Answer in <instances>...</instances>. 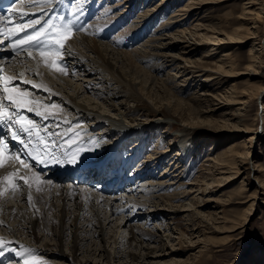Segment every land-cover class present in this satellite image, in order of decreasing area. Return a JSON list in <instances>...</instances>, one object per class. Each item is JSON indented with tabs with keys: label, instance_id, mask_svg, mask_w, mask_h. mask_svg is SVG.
Segmentation results:
<instances>
[{
	"label": "bare ground",
	"instance_id": "1",
	"mask_svg": "<svg viewBox=\"0 0 264 264\" xmlns=\"http://www.w3.org/2000/svg\"><path fill=\"white\" fill-rule=\"evenodd\" d=\"M206 1L207 0L188 1V3L184 8L178 9L172 14L170 19L166 21V26L164 28H168V27L172 28L173 26H176L178 27L177 30L178 33L176 32L177 35L174 34L175 37L179 36L185 38L186 35L188 34L190 37L197 36L198 38H202V40H205V43L211 44L212 48H209V50H207V53L204 56L211 57L213 53L216 52V51L213 52L212 51L213 49L219 50L220 48L221 49L224 48L223 46L228 47V49H225L224 53L221 54L218 62L217 63L215 62L216 65L214 66L211 65L200 66L197 64V62L192 61L190 57L198 50L199 43L197 41L190 42L186 39L183 40V38L181 40H174L179 44L173 42L164 43L165 41L162 42L164 38L160 37L162 36L160 35L158 38L155 37V39H153L154 38L153 37L152 40L147 41L144 44L143 42H141L142 46L140 45L141 46L140 48L138 49L136 48L135 50H130V51L119 50V48L117 49L114 46L110 48L111 45L109 42L106 44H102V43L98 44L97 42H95V45L98 44V46L92 47L90 46L89 38L86 37L88 35L90 36L91 33L95 34L96 38L107 40V39H112L110 36L106 35L107 33L114 34L115 32L119 31V33L117 34H120V36L121 35L127 36L126 34L129 31L130 33H132V35H130L129 38H132V40H134L133 37L135 36L137 31H139L140 32L139 34H141V32H144L146 30L147 24L149 23L146 22L140 24V22L138 21L140 19L139 18L137 21H134L131 24L129 23L128 29L126 31L124 30L120 32L119 28H121V30L123 29L121 25V22H123L122 18L125 19L127 15H119L120 17L118 18L114 14H112L113 10H109L111 9L109 8L108 10L105 9V11H109L108 13L105 12L106 14L104 16H102L101 18L99 16L98 18L97 17L98 14H101L103 12V9L101 10V12L100 11L97 12V10L100 9L102 5L96 2V0H77V2H75V9L78 12L81 13L84 12L85 8H91L94 12V16L96 14L97 16L93 18L94 21L92 23H89L85 28L81 23H79V26L83 27V29L82 28L79 29V30L82 29L80 31V34L77 35L72 34L71 38L66 41L65 44H68L70 49L69 52L67 53L65 52V54L63 53V55L64 57H66L67 60L69 59V63L71 65L70 69L65 68V70L67 69L66 70L67 74H65L64 72H60L55 68L49 67V65L46 64L45 60L41 57V54L28 52L27 50H25L27 52L23 53L22 55L18 54L17 56H14L9 61V63L7 62V66H8L7 76L15 78L13 81H17L16 86H19L20 89L21 87H23L24 89H28L38 99L44 101V103H40V104L38 103L31 104L30 107L33 108V111H31L32 113H30V111H27L26 109L24 110L26 112V115L30 113L32 117H35V119L39 118L38 123L40 124L38 126L40 129L34 123L35 128L33 129L31 137L40 139V137H43L44 131L47 132L46 135H48L49 132L50 133L52 132L51 130L57 129L58 127L61 128L62 125H64L63 123L66 122L65 124L67 128L65 134L60 136L59 139L54 136L53 137L54 140L51 139L50 144L47 141H46L47 145L44 144L45 145L44 148L47 146L48 151L52 152L53 150H55V147H53L54 146L53 143H57V141L55 142V139L60 140L62 138H64V142L62 143V145L68 148L69 146H72V144H78V145L80 144L79 146L76 145V147H74L80 149V147L81 146L83 147L86 141L84 142V140H82L81 142L79 139H76V141L72 139L75 136H79L81 132L87 131L88 128L93 133L95 127L101 125L102 123H106L107 126L102 129L103 131L97 134L99 136L107 131H110L109 130L110 128L113 129V126L115 128H119V129L121 128L122 130H126L128 133L129 132L128 128L124 124H122L121 121H117L116 119L110 117L106 118L105 116H102V114H100L99 112H94V110L89 109L86 105L81 104L79 102V98L82 95L85 96L86 94H90L92 98L103 99L106 101L107 98L105 99V97L103 96L106 89L103 90V88L101 89L97 87L95 80H100L101 78L105 79L102 76L105 75V74L103 75V73H107V72L110 75H112L111 80H116L121 83L127 81V84L130 85L131 91L135 94L133 95L134 97L131 99L133 101L136 100L137 97L141 101L140 93L136 92L137 91L136 85L138 86L141 85V88L139 87L140 90L143 89L144 91V88H146L148 91H151L152 93H153V89L157 87L156 86L157 84H161L160 85L161 90L164 89L165 91V88L166 90H168L166 86L167 81L173 82L174 79L178 77L177 76L178 74L174 76L171 75L165 80H160L161 83H159L158 82L159 78L156 79L155 78L156 76L154 77L151 75V77H149L148 79L147 78L144 79V77L142 76L146 75L145 71L143 69L141 70L138 68L136 69L137 65H135V63H138L140 60L144 61V59L147 60L153 59L152 56H155L154 55L155 51L153 54L152 50L162 51L163 49L166 52L169 49H179L181 57L171 55L167 52L170 55L169 59H171V62H173L174 64V62H178L180 61L179 59H181V62L183 61L185 63H189L187 64L190 65L188 66V68L193 67L192 69H190L191 72L190 74H192L194 83L198 82L200 84H198V88L193 93L192 101L198 100L199 103L202 104L204 102L205 103L211 102L213 101L212 99L216 100L217 97L220 96L221 99L223 98L226 102L225 106L227 107L225 113L227 110L230 109V103H232L233 105L239 104L240 106L235 109L237 112L235 113L236 114L235 118L238 117L239 123L241 124L243 123L246 131L248 133H251L252 130L251 126H256V120L259 119L264 120V116L260 113V111H258L254 116H251L250 114L251 113L250 108L252 106L253 97L256 95L258 97L262 96V94L264 93V87L260 85L259 89L258 90L256 89L257 90L256 93H254L255 89L239 90L237 85L231 84V88L229 90L225 89V91L222 94L221 85L223 83H230V79L228 78L234 76L236 77L237 75L246 74L249 76V80H250L258 77V74L264 71V41L259 36V28L264 26V23L260 26V22L264 21V0H244V7L242 12L239 15L235 16L236 18L235 22H240L242 24L241 26H239V28H233V26L230 27L222 26L217 23L216 25L214 24L207 25L200 23L199 21H196V23L194 22L193 28L191 29L190 32H188V30L181 29L180 28V26L182 25L181 22L185 21L186 19H189L190 16L191 17L194 16V14L196 15L197 9L202 7L203 4L208 3ZM225 1H229V0H223V2ZM35 2L44 4L46 0H35ZM212 3H220V1L212 2ZM167 6L168 5L166 3V0H164L154 9L152 8V10H150L149 13L151 11L154 12V10L161 11ZM25 7L26 6L22 5V7L18 6L17 9H14L10 13L11 15H14V17H10L9 21H14L17 14H22L24 11H27ZM33 8L35 7L34 6L29 7V9H33ZM144 13H146L145 15L143 14L144 16L148 15V12L145 11ZM230 15L233 16V13H230ZM231 18H234V16ZM97 19L99 20L96 21ZM16 29L17 27H15V30ZM178 34H183V35L180 36ZM78 35H80V37L76 38ZM179 37L176 38L179 39ZM122 39H124V37ZM150 43L153 44L155 43V44L154 45L152 44L153 46L151 47L150 45L148 46V50L150 49V51L147 50L145 51L144 47H147V45ZM245 44H250L249 64L245 67L244 71H236L237 69L236 67L238 66V63L235 60L236 58L234 57L235 56L234 50L236 49L235 48L236 46L238 48V46ZM131 45H129V47ZM216 45L218 46L216 48H213V46ZM163 46L164 48H162ZM150 52L153 55L150 54ZM29 53H31V56L29 55ZM92 54H95V56L94 57L91 56ZM10 62L12 64H10ZM133 68H135V70ZM138 72L141 73L142 75H139ZM21 73H23L22 76L20 75ZM76 73L78 74V76H74L76 75ZM77 77L80 78L84 77V79L81 80L82 81L81 83L74 84L73 86L72 82H74L77 79ZM179 77H182L183 79L182 82L184 85H185L184 82H188V78H191V77L186 78V76L182 74ZM24 81H30V83H24ZM183 84H181V86ZM33 85H37V87H33ZM52 85L53 86L63 85L71 92H74V96H71L70 92L65 93L63 87L62 89H54ZM215 85H217L218 88H214L216 87ZM212 88L216 89L217 92L219 93L215 95L216 93L214 92L215 94H213L211 92ZM169 92L171 93V91ZM32 94L29 95V99L35 102H39L37 99L33 97ZM6 95L7 94L5 93V96ZM169 96H173V95H169ZM49 99H52L54 101L52 105L57 106V103L60 104L61 102V104L64 105L62 107H64V109H69L73 111L72 113L74 114L76 113L77 118L75 117V119H73L72 117H68L69 115L68 116L66 115L67 116L66 118L63 115H61V113H59L60 111L59 108H61L60 106H57L55 108L53 107L47 108L44 111L40 110L39 108L41 106L43 107L44 105H48L50 103L48 102ZM55 102L56 104H54ZM201 104L199 105L200 106L199 111L203 113L205 112L204 111L205 108H203ZM152 110L153 109H151L150 111ZM37 111L42 113V115L39 116L36 115ZM131 112H129V115L132 114ZM44 116H47L48 118L44 119L43 118ZM228 116H230V113L227 112V114H224L223 115L224 120L226 121L230 120V117ZM78 118L81 119L87 118L88 120L84 124V126L80 125L78 127V124H75L79 120ZM46 120L48 123H51L50 126H44L43 122H45ZM200 121L198 120L197 122ZM250 121H252V123H250ZM195 125L196 123L193 126L190 125V128H193ZM68 126L71 127L68 129ZM221 127L223 126H219L215 130L218 131L219 129H221ZM258 129L259 127L257 128V130ZM76 130L78 134L74 135L73 131ZM70 132L72 133V135L67 136L68 134H70ZM93 134L96 135L95 133ZM255 138H256L255 135L252 136L249 139V142L241 139L242 140L241 143L242 142L244 143V145H242L244 152L237 151L235 149L236 144L235 145L233 144L230 145L225 151L218 153L215 159L208 158L214 161L215 166L218 165V168L220 170L219 173L220 174L225 173V176L226 173L230 174V172L232 171L230 170V164L233 165L232 163H234V165H237V162H239L238 169L235 175L242 176L244 174L246 176L241 182L240 188L238 190L239 193H243V194L246 193L248 189L247 182L250 181V179H252V176L256 174V170H257L256 167H254L253 163H250V156L253 153L251 147L254 145ZM58 147L61 148V146ZM38 149L39 148H36L32 151L33 155L40 156L49 162V159L45 158L46 154L43 151H37ZM63 150L64 149H62V151ZM169 151H170L169 149L165 150L163 154L160 155L159 158H166V154ZM179 155L180 153L178 152V157ZM230 156H232V158L234 159L233 162L230 160ZM238 158H243V159L238 160ZM21 159L25 160V162L30 165V168L23 167L19 160H15L12 158L9 161L5 162V167L0 168V177L6 176L10 172H17L18 170L17 183L21 185L20 189L16 191L14 194L9 192L6 193L5 196L0 197V221H3V224H0V231H1L0 233H2V235H0V240H3L5 242L4 247L0 248V251H3L4 255L0 257L25 259L29 251L37 250L36 252H38V254H43V256L46 259L49 258V260L50 258L53 257L56 258L55 260H59V259L64 261L69 260L72 264H77L78 262L79 264H88V261L76 259L78 255L81 253L80 251L83 250L84 247L86 248V246H88L87 249H85V251H82V253L89 252L90 254L89 253L87 254L89 255L92 254L93 256L92 255L91 256L94 257V259H97L98 257L101 261L103 262L106 261L107 264H114L113 262H117L116 264H169L175 260L173 259L174 257H172L171 259L172 261L169 263H167L166 260H163L165 258H169L172 255H174V250H175L174 244H170V242L172 241L171 234H167L165 238V235H159L158 232H154V231L152 232V230L149 228L150 225L148 223L150 220H152V218L157 217V215L155 214L156 212L157 213L160 212V209L154 211L155 208H159V206L162 207H166V206L161 205L162 203L157 202L154 206H152L153 209L147 208L148 209L147 210L146 208H143L146 209L147 212L138 213L139 212L138 211L137 213H135L137 206L143 205L142 203L143 199L146 202H152L153 199H156L157 201L156 195L152 194V190H153L152 188L155 186L153 184H150V182H154V180L142 186L139 184L140 182H142V180H139L140 181L139 182L136 177V183L138 184L135 185L134 187L132 186L133 188L132 187L129 188V186L131 185H128L126 179H130V177L129 178L126 177V179H123L122 177H119L117 172L112 169L105 173L104 171H102V168L104 166H100L101 164L96 163L98 164L96 165L89 163L90 166L87 165L84 175L79 178L78 182L90 183L99 180L98 185L95 187H91L89 183H87L88 187L77 186L76 184H74L75 182H73L72 179L69 178L67 179L64 173H62L63 178L58 179L57 181L52 178L45 179V176L52 173L50 170H46L44 174H41L42 176H39V179L42 182L37 183L36 181L37 169L43 167L45 164L40 163V165H37V160H33L30 156L24 158L21 157ZM126 159H128L130 162L132 161V158L126 157ZM134 160H137V157H135ZM153 162L154 161H152L151 163ZM122 165L123 167H120V170L126 173L127 164L124 162ZM246 165H248L249 167L247 168ZM111 166L112 168H114L113 164H111ZM176 166H178L177 163L175 167ZM58 168L66 169L67 167L59 166ZM133 168L134 166L129 164V168H128L129 170L127 169L128 172L131 171L132 173ZM140 168L137 171V174L140 172ZM212 170L213 169L211 168L210 171ZM210 173L209 175H214L213 171ZM140 175L142 174L139 173L138 177H140ZM144 175L145 174H143V176ZM20 176H23L26 179H28L29 182L31 183V187L25 185L24 182L18 178ZM215 176L216 175L213 176L214 179L216 178ZM41 178L45 180L43 181L41 180ZM107 178L109 179L107 180ZM176 178H178V176ZM176 178L174 177L173 179ZM246 179L248 180L247 182ZM68 180L70 181L64 183L65 181ZM228 180L230 182V176H228ZM256 180L259 181V179ZM48 181H51V183H48ZM159 181L161 180L159 179ZM176 182H177L176 180H174L172 183H166L165 181L160 182L159 187L161 185L162 186L160 188L166 187L164 185L170 186L172 184H175ZM182 185L183 184L181 183V185L177 187L176 190L173 188L172 190L173 191L175 190L174 193H172L171 195L169 194L168 197L165 196L167 198V199L165 198L166 201L172 203L171 208L174 207L173 202L177 199H181L182 198L181 195L186 193V190H184V192L179 191ZM126 186H128L127 190L125 189ZM37 187L41 188L42 190L40 192H37L36 191ZM207 190H208L207 188L204 189H202V187L198 188V191H202L200 192V194H202V197H204V194L207 193ZM263 190H264V185L259 181L253 193L248 195L247 201L251 203L248 206V208L245 209L243 212L242 215V218L244 219L243 223L247 220V217L251 214L254 207L259 202ZM76 191H79L80 193L75 194ZM29 193H31L32 196L31 202L28 201ZM157 193H158L157 196L159 201L160 198L159 192ZM139 197L141 200H139ZM202 197L199 198L195 196L194 199L196 201L193 200L189 201L188 206L189 207L194 206L192 210L195 209L198 210V207L196 208V205H198ZM57 201L60 204H58ZM212 202H214V200H212ZM181 205H182L181 207H188L187 205L185 206L183 204ZM161 209L162 211H166V209L164 210L163 208ZM121 211L122 213H126V212L127 213L118 216V214H120ZM177 211H179V209ZM168 214L169 213H164L162 215H166L167 219H170V216L172 215L170 214L168 215ZM135 218L136 219L139 218V220L143 222H141V224L136 223L137 221H135ZM220 219L222 220L218 222V220ZM57 220L58 222H56ZM210 220L212 221V225L214 224L217 225V223H223V222L226 223L229 221L227 218L220 216L217 210L216 212L214 211L211 213ZM11 222L13 224H11ZM238 224L239 223L236 222L234 225L231 226V228L220 226L221 227L220 229L223 230L221 232L219 231V233H227L230 231H232L233 233V231L235 230L237 231V229L243 227V225L238 227L237 226ZM168 225L170 226L171 224ZM169 226H163L162 224V226L158 228L159 229L158 231L159 232L162 231L163 228L165 232L171 231L170 233L173 234L174 230L172 226L170 227ZM123 228H126L130 231L131 237L127 238V236L124 237H121L120 235L118 236V232ZM196 229L197 228H194L193 230ZM40 231L43 232L44 235L40 236L41 233ZM214 231L218 232L217 229L216 230L214 229ZM19 232L22 233L23 235H27V233H29L30 236L32 237L30 238L29 241L31 242L33 241L34 243L31 245L28 244L27 242L25 243L24 241L20 240L17 237V233ZM110 232L113 233L111 234ZM49 234H50V238L52 236L55 240L52 238L51 239L56 243L55 242L54 244H51L50 242L44 243V238L47 237L49 238ZM184 236H185V232H183L182 235L179 236L178 238L183 239ZM95 237H98V239H96L98 242H96ZM222 239L226 242L230 239V236H225ZM68 241H70L72 245L70 246V250L72 254H67L63 250V247L68 243ZM189 241L190 243H193V240H189ZM54 246L57 247V250L54 249ZM108 246L109 247L112 246L113 248H115L113 254L109 250ZM15 248H19V251L15 252L14 250ZM13 254L14 257H12ZM27 258H29V256ZM194 260L195 257L188 258L186 263L191 264ZM257 262L258 261L253 263H257Z\"/></svg>",
	"mask_w": 264,
	"mask_h": 264
},
{
	"label": "rangeland",
	"instance_id": "2",
	"mask_svg": "<svg viewBox=\"0 0 264 264\" xmlns=\"http://www.w3.org/2000/svg\"><path fill=\"white\" fill-rule=\"evenodd\" d=\"M99 1L101 3H99L96 0V2L102 5V7L100 10L99 9L98 10L101 12V10L103 9V12L101 14H98L97 16L98 18L99 16L101 18L106 13H108L109 11H105V9L108 10L109 8H111L109 10H113L112 14H114L118 18L120 17L119 15H127L125 19L122 18L123 22H121V25L123 29L121 30V28H119L120 32L124 30L126 31L128 29L129 23L131 24L132 22L137 21L139 18L140 19L138 21L140 22V24L146 22H148L149 24H147V28H146L147 31L146 30L144 31L146 33L141 32V34H139L140 32L137 31V33L133 37L134 40H132V38H129L130 35H132V33H130L129 31L126 34L127 36H122V35L120 36V34H117L119 33V31L116 34L114 33L115 37L114 35L110 36L113 40L112 39L103 40L100 38H96L95 34L91 33L90 36L88 35L86 37L89 38L90 46L92 47L95 46L97 47L98 44L100 43L106 44L109 42L111 45L110 48L114 46L117 49L119 48V50L130 51V50H135L136 48L137 49L140 48L142 46L141 42H143L144 44L147 41L152 40L153 37H154L153 39H155V37L158 38L160 35H162L160 37L164 38V40L162 41V42L165 41L164 43H169V42L178 43L175 42L174 40H181L183 38V40L186 39L190 42L197 41L199 43L198 50L193 55H191V57L190 56L189 57L191 58L192 61L197 62V64L200 66L216 65L221 54L224 53L225 49H228V47L223 46L224 48L222 49L220 48L219 50L213 49L212 51L213 52L216 51V52L213 53L211 57L204 56L207 53V50H209V48H212L211 44L205 43V40H202V38H198L197 36L190 37L188 34L186 35L185 38L176 36L179 37L178 39L175 37V35H177L176 32L178 30V27L173 26L172 28L169 27L164 28L166 26V21L170 19L172 14L176 10L184 8L188 3V1L190 0H166V3L168 5L167 7H165L161 11L154 10V12L151 11L150 13L149 11L152 10V8L154 9L164 0H99ZM219 1L220 3H212ZM206 2L208 3L203 4L202 7L197 9L196 15L194 14V16L192 17L190 16L189 19H186L185 21L181 22L182 24L180 26L181 29H185L188 30V32H190L191 29L193 28L194 22L196 23V21H199L200 23L207 25H213V24L216 25L217 23L222 26H229V27L233 26V28H239V26L242 25L240 22H235L236 19L235 16L239 15L242 12L244 7V0H229L225 2H223V0L222 1L207 0ZM145 11L148 12L147 16H144L146 14L144 13ZM230 13H233L234 18H231L233 16H231ZM98 20L99 19H97L96 21ZM263 23L264 21H261L260 26ZM171 35L174 36L172 37ZM178 35L181 36L183 34H178ZM259 36L264 41V26L259 28ZM79 37L80 35H78L76 38ZM123 37L124 39H122ZM95 42H97L98 44L95 45ZM128 44L129 45L132 44V45L129 47ZM152 44L153 43H150L147 45V47H144L145 51L146 50L150 51V49L148 50V46L150 45L151 47L154 45ZM217 46L218 45L213 46V48H216ZM162 48H164V46ZM235 48H234L235 49L234 57L236 58L235 60L238 63V66L236 67L237 68L236 71H244L245 67L249 64L250 44L241 45L238 46V48L236 46ZM69 49L70 47L68 46L66 48V51L69 52ZM157 51L158 50H152V53L156 56V57L152 56L153 59H149V60L144 59V61L137 60L139 62L135 63V65H137L136 69L137 68L140 70L143 69L145 71L146 75L142 76L144 77V79L145 78L148 79L149 77H151V75L154 77L156 76L155 77L156 79L159 78L158 81L159 83H161L160 80H165L171 75L174 76L178 74L177 75L178 77H176L173 82L167 81L166 86L168 90H166V88L165 91L164 89L161 90L160 89L161 84H157L156 85L157 87L153 89V93H152L151 91H148L146 88H144V91L143 89L140 90L141 85L139 86L136 85L137 86L136 92L140 93L141 101L139 100L138 97L136 98V100L133 101L131 99L134 97L133 95L135 94L131 91L130 85L127 84V81L121 83L116 80H111L112 75H110L108 72L103 73V75L104 74L105 75L102 77H104L105 79L101 78L100 80H95V83L97 84V87L101 89L103 88V90L106 89L103 96L105 97V99L107 98V100L105 101L103 99L92 98L90 94H86L85 96L83 95L80 96L79 102L81 104L86 105L89 109L94 110V112H99L100 114H102V116H105L106 118L110 117L116 119L117 121H121V123L124 124L131 133L129 132L127 133L126 130H122L121 128L120 129L115 128L113 126V129L106 128L110 130L105 132L106 134L104 133L100 136L97 135L99 134V132L103 131L102 129L104 127L107 126L106 123H102L101 125L95 127L93 133H95L96 135H94L92 131H90V129L88 128L87 131L81 132L79 136H75L74 137L75 139L74 138L72 139L75 141L76 139H79L81 142L82 140H84V142L85 141L86 142L83 145V147L81 146L83 149L81 147L80 149L74 148L72 151L67 153L69 155L68 161H71L73 157H75V161H76L75 163H69V162L68 163L70 165L79 164V163H82L83 165L89 163L96 164L99 163V161L101 162L102 160L105 159L112 162H118L119 165L118 163L115 164V167L118 170L120 169V167H123L122 164L125 162L127 164V169L129 168V164L134 166V168L132 169V173L131 171L128 172L129 169L127 170L128 178L129 177L131 178L133 176L135 180V184L132 185L133 187L138 184L136 183V177L138 181L142 180V182L139 181L140 182L139 184L142 186L154 180V182H150V184H153L155 187L153 188L150 187V188L153 189V190L151 189L152 194L156 195L157 201L156 199H153L152 202H146L143 199L142 200L143 205H138L135 213H137L138 211H139L138 213L147 212L148 209H153L152 206H154L157 202L162 203L161 205L166 206V207L159 206V208H155L154 211L160 209V212L158 213L156 212L155 214L157 215V217L152 218V220H150L148 223L150 225L149 228L152 230V232L154 231V232H158L159 235H165V238L167 234H171L172 236L171 239L172 241L170 242V244H174L175 250H174V255H172L169 258L163 259L166 260L167 263L171 262L172 257H174L173 259L175 260L169 264H189L186 263L188 258L195 257V260L191 264H264V190L259 202L254 207L253 211L247 217V220L244 223H243L244 219L242 218L244 210L247 209L251 203L247 201L248 195L253 193L259 181L264 185V120L262 119L256 120V126L250 125L252 130L251 133H248L245 129L244 124L239 123L238 117L235 118L236 116L235 113H237L235 109L240 106L239 104L233 105L232 103H230V109L227 110L225 113L227 107L225 106L226 102L223 98L221 99L220 96L217 97L216 100L212 99L213 101L207 103L204 102L202 104L199 103L198 100L192 101L193 93L198 88V84H200L198 82L194 83L192 74H190L191 73L190 69H192L193 67L188 68V66L190 65L187 64L189 63H185L183 61L181 62V59H179L180 61L178 62H174V64L173 62H171V59H169L170 56L169 54L181 57L179 49H169L167 51L169 54L164 49L162 50L163 52L162 51L157 52ZM152 53L150 52V54ZM91 56L94 57L95 54H92ZM10 64L12 63L10 62ZM133 69L135 70V68ZM138 74L142 75L139 72ZM181 74L185 75L186 78L191 77L192 79L188 78V82H184L185 83L184 85L182 82L183 80L182 77H179ZM74 76H78V74L76 73V75ZM83 79L84 77L81 78L77 77V79L74 82H72V85L74 86V84L81 83L82 82L81 80ZM228 79H230V83H223L221 85L222 94L225 91V89L229 90L231 88V84L237 85L239 90L255 89L254 93H256L260 85L264 87V71L259 73L258 77L250 80H249V76L246 74L237 75L236 77L234 76ZM181 84L183 85L181 86ZM215 86L216 87L214 88H218L217 85ZM62 87L64 88L65 93L70 92L71 96H74V92H71L63 85L53 86L54 89H62ZM21 89L26 90L27 92H29V94H32L31 91H29L28 89H24L23 87H21ZM169 91H171L172 94ZM211 92L213 94L216 93L215 95L219 93L217 92L216 89L213 88L211 89ZM32 95L35 99L39 101L37 102L38 104L44 103L43 100L38 99L34 94ZM169 95H173V96H169ZM48 102L50 103L48 104L49 107L47 108H52L50 106L54 101L52 99H49ZM54 104H56V102ZM200 104L203 106V108H205L204 109L205 112L203 113L199 111ZM57 106L61 107L59 108L60 109L59 113H61V115H63L66 118L69 115L68 117H72L73 119H75L76 113L74 114L72 113L73 111L69 109H64V107H62L64 105L61 104V102L60 104L57 103ZM47 108L44 105L43 107L41 106L39 109L44 111ZM151 109H153L154 111L153 110L150 111ZM263 110H264V93L260 97H258L257 95L253 97L252 106L250 108V112H251L250 114L251 116H254L258 111H260V113L264 116ZM129 112H131L132 114L129 115ZM227 112L230 113V116H228L230 117V120L226 121L224 120L223 115L227 114ZM78 119L79 120L75 123L78 124V127L80 125L84 126V124L88 120L87 118H82V119L78 118ZM198 120L201 121L197 122ZM45 123L47 125H45ZM65 123L66 122H64L63 123L64 125H62V127L64 126L63 128L58 127L57 129H54L55 131H53V133H55V135L53 136L59 139L58 137L59 134L60 136L65 134L67 128ZM195 123L196 125L193 128H190V125L193 126ZM250 123H252V121H250ZM39 124L40 123H38V125ZM43 124L45 126H50L51 123L45 121L43 122ZM219 126H223V127H221V129L216 131L215 129H217ZM70 127L71 126H68V129ZM258 127L259 129L257 130ZM114 128L117 130H115ZM71 132L67 136L72 135L73 132L74 135L78 134L77 130L73 131L72 133ZM254 135L256 138L254 140V145L251 147L253 153L250 156V163H253L254 167H256L257 170H256V174L252 176V179H250V181L246 179V182L248 181L247 182L248 189L246 193L243 194V193H239L238 190L240 188L242 180L246 176L244 174L242 176L235 175L238 169L239 162H237V165H234V163H232L233 165L230 164V170L232 171L230 172V174L226 173L225 176V173L222 174L219 173L220 170L218 168V165L215 166L214 161L212 159H215L218 153L225 151L230 145L233 144L234 145L236 144L235 149L237 151L244 152V149L242 147L244 143L243 142L241 143V141L245 140L249 142V139ZM63 146L64 145H61V148L58 147V149L56 150V153L57 151L58 153L59 152L61 153V154L59 153L60 156L58 153H57L58 155L55 153L58 157H60L62 161H64V157H66L67 155V154L66 155L62 154L64 153V150L62 151V149L66 147ZM167 149H169L170 151L166 154V158H159L160 155H162L163 152ZM178 152L180 153L179 157H178ZM126 157L132 158V161L130 162L128 159H126ZM135 157H137V160H134ZM177 157L179 158V160ZM208 158H212V159H208ZM240 159L243 158H238V160ZM230 160L233 162L234 159L232 158V156H230ZM152 161L154 162L151 163ZM176 163L178 164V166L175 167ZM62 164H64V162H62ZM139 165L141 166V168ZM246 167L248 168L249 166L246 165ZM139 168H140L139 173L142 174L140 175V177H138L139 173L137 174ZM211 168L213 169L212 170L214 172L213 174L216 175L215 176L216 182L213 177L214 175H209V173L212 172L210 171ZM36 174L37 176H42L41 173L37 172ZM143 174L145 175L143 176ZM177 176L178 178H176ZM228 176H230V182L228 180ZM172 177L173 178L175 177L176 179H173ZM159 179L161 181H159ZM256 179H259V181H257ZM41 180H43V178H41ZM174 180L177 181L175 184H172L170 186L164 185L166 187L163 188H160L162 185L159 187L160 182L165 181L166 183H172ZM181 183L183 185L179 189V191L184 192V190H186V193L181 195L182 197L181 199L175 200L173 202L174 207L171 208L172 203L167 202L166 197H168L169 194L171 195L172 193H174L176 188L179 187ZM173 185L174 186L177 185V186L174 187ZM132 186H129V188H131ZM127 187L128 186H126L125 188L126 190L128 189ZM199 187H202V189L204 188L208 189L207 193L204 194V197H202V194H200V192L202 191H198ZM173 188L175 189L174 191L172 190ZM157 192H159V197L162 200L159 198L158 201ZM78 193L80 192L79 191L75 192V194ZM195 196L199 198L202 197L200 199V202L198 203L199 206L196 205V208L198 207V210L196 209L192 210L194 206L193 207L188 206L189 201L191 200L196 201L194 199ZM139 200H141L140 197ZM212 200H214V202H212ZM58 204L60 203L58 202ZM181 204H183L184 206L187 205L188 207H181L182 206ZM143 208L146 209L148 208V209L146 210ZM161 208H163V210L166 209V211H162ZM178 209L179 211H177ZM216 210L220 216L227 218L229 221L226 223L223 222V223H217V225L215 224L212 225V221L210 220L211 213L214 211L216 212ZM126 213H122L121 211V213L118 214V216ZM161 213L162 214L169 213L172 216H170V219H167L166 217L167 214L162 215ZM221 220L222 219L218 220V222H220ZM135 221H137L136 223L139 224L143 222L140 221L139 218L137 219L135 218ZM56 222H58V220ZM236 222L239 223L237 225L238 227L242 225L243 227L237 229V231L236 230L233 231V233L232 231L227 233H219V231L221 232L223 230L220 229L221 228L220 226L231 228V226L234 225ZM11 224L13 223L11 222ZM162 224L163 226H169L168 224H171L170 226H172L174 230L173 234L170 233L171 231L165 232L163 228L162 231L159 232L158 228L161 227ZM194 228L197 229L193 230ZM214 229L215 230L217 229L218 232L217 231L215 232ZM183 232H185L184 238L183 239L178 238L179 236L182 235ZM110 233L112 234L113 232ZM28 234L29 233H27V235ZM0 235H2V233H0ZM27 235H23L20 232L17 233V237L20 240L32 245L34 242L29 241L30 238L32 237L30 236V234L28 236ZM42 235H44L43 232L40 233V236ZM119 235L121 237L124 236H127V238L131 237L130 231L126 228L120 230L118 232V236ZM225 236H230L229 239L230 241L228 240L225 242L222 239ZM51 238L54 239L52 236ZM51 238L49 234V238L48 237L44 238V243L50 242L51 244H54L55 241H53ZM96 239H98V237H95V240ZM189 240H193V243H190ZM96 242L98 241L96 240ZM68 243L63 247V250L67 254H72L70 250V246L72 245L70 241H68ZM112 246L111 247L108 246V247L113 254L115 248H113ZM87 247L88 246H86V248L84 247V249L80 251L81 253L78 255L76 259L88 261V264H107L106 261L103 262L98 257L97 259H94V257H92L93 256L92 254H91L92 256L89 255L90 254L89 252H84L85 254L82 253V251H85ZM54 249L57 250V247L54 246ZM14 250L15 252H17L19 251V248H15ZM36 251H29L27 255V257L29 256V258L27 257L25 259L19 258L20 260L19 263L72 264L69 260L66 261L60 259L55 260L56 258L53 257H52L53 259L50 258V260L49 258L46 259L43 256V254H38V252ZM256 261L258 262L253 263ZM113 263L116 264L117 262H113ZM77 264H79V262Z\"/></svg>",
	"mask_w": 264,
	"mask_h": 264
},
{
	"label": "snow or ice",
	"instance_id": "3",
	"mask_svg": "<svg viewBox=\"0 0 264 264\" xmlns=\"http://www.w3.org/2000/svg\"><path fill=\"white\" fill-rule=\"evenodd\" d=\"M23 3V0H21ZM32 2H35V0H32ZM22 15H27V13H22ZM63 20V17L60 18ZM35 23H39V20L35 21ZM31 26V24L29 25ZM20 31L24 30V27L21 25L16 26ZM47 28H51L52 31L55 33V36L52 38L51 42L58 47L55 48H48L47 45L42 47L40 49L41 57L45 60V63L49 65V67L55 68L56 70L60 72L66 73V70L64 69L63 65L57 64V61L55 59H51L53 56H60V49H63L65 46V43L68 39L71 38L73 27L72 22L69 21L67 24L63 25H55L51 22L47 25ZM12 34H15L14 32ZM47 34V29H40L33 33L31 36H28L25 40L17 42V47L23 46V44H42L41 37ZM47 49V52L46 50ZM18 54V53H17ZM31 56V53H29ZM3 70L0 69V72ZM21 76L23 73L20 74ZM14 77H8L0 75V82L3 83V92L6 93L5 99L9 101L10 105L14 106L16 111L15 112H9L8 108L5 107V105L0 102V125H5L8 129V134L11 135L12 140L18 141L21 145H23V148L18 150L16 153L10 152L8 150V146L5 142V140L0 137V168L5 167V162L7 159L12 158L15 160H19L21 165L25 168H30V165L25 162V160L21 159L20 152H25L26 155L30 156L33 160H37V156L33 155V152L31 151H25L28 148V144L25 143L23 139H21L20 133H27L29 137H31L33 129L35 128V125L32 120L28 119L27 117H21L19 115V112L21 110L26 109L27 111H33V108L30 107L31 104L37 103L31 99H29V93L26 90H21L19 86H13L9 87L10 83L14 80ZM24 83H30V81H24ZM33 87H37V85H33ZM45 107H49L48 105H45ZM50 107H57L56 105H51ZM36 115H42L40 112H36ZM16 117L15 120H13V117ZM44 119H47V116L43 117ZM17 124L19 125V130H13L12 125ZM52 135H55L53 133ZM40 139H44L43 137H40ZM37 151H43L46 155H49L51 159L55 160L56 163H62L65 161H62L60 157H57L54 152H49L47 146L43 149H38ZM37 162H42L47 164V160H37ZM69 163H75V157L71 161H66ZM17 172H10L6 176L0 177V197L5 196L6 193H15L18 191L21 187L20 184L17 183ZM20 180L24 182L25 185L28 187H31V183L28 179H26L23 176L18 177ZM37 183H41L39 176L36 177ZM48 183H51V181H48ZM42 189L37 187L36 191L40 192ZM32 196L31 193L28 195V201L31 202ZM0 224H3V221H0ZM5 242L3 240H0V248L4 247ZM27 251V250H26ZM4 252L0 251V256H3Z\"/></svg>",
	"mask_w": 264,
	"mask_h": 264
}]
</instances>
